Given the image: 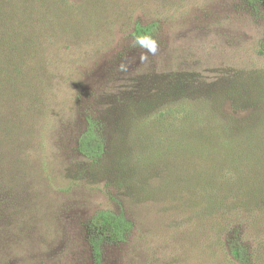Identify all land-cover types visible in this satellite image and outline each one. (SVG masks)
Masks as SVG:
<instances>
[{
	"label": "rangeland",
	"instance_id": "1",
	"mask_svg": "<svg viewBox=\"0 0 264 264\" xmlns=\"http://www.w3.org/2000/svg\"><path fill=\"white\" fill-rule=\"evenodd\" d=\"M88 11L42 137L13 155L0 147V264H94L100 210L133 224L126 243L102 242L103 264H207L195 229L151 198L152 177L136 166L155 150L147 135L158 117L172 123L210 92L264 80V0H103ZM137 22L158 27V52L144 61ZM90 116L106 140L95 168L78 151Z\"/></svg>",
	"mask_w": 264,
	"mask_h": 264
},
{
	"label": "trees",
	"instance_id": "2",
	"mask_svg": "<svg viewBox=\"0 0 264 264\" xmlns=\"http://www.w3.org/2000/svg\"><path fill=\"white\" fill-rule=\"evenodd\" d=\"M99 2L0 0V147L7 154L42 137L57 96L70 86V36L78 17ZM157 31L155 23L137 22L133 37L155 38ZM151 126L147 141L155 150L136 166L152 177L151 198L187 218L207 264H264V80L210 92L181 118L158 117ZM161 130L170 138H158ZM78 151L93 168L105 158L106 140L92 116ZM126 168L120 161L121 171ZM92 222L94 264H103L102 242L126 243L133 224L107 210Z\"/></svg>",
	"mask_w": 264,
	"mask_h": 264
},
{
	"label": "clouds",
	"instance_id": "3",
	"mask_svg": "<svg viewBox=\"0 0 264 264\" xmlns=\"http://www.w3.org/2000/svg\"><path fill=\"white\" fill-rule=\"evenodd\" d=\"M135 44L144 51L141 53V60H147L149 55H156L158 52V41L151 35L143 34L135 37ZM123 68V66H121Z\"/></svg>",
	"mask_w": 264,
	"mask_h": 264
}]
</instances>
